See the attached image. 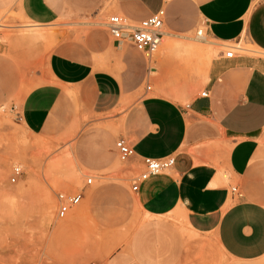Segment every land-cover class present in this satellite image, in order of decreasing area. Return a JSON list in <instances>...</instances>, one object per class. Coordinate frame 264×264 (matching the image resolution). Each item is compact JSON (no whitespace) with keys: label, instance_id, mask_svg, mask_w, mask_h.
I'll return each mask as SVG.
<instances>
[{"label":"crops","instance_id":"crops-1","mask_svg":"<svg viewBox=\"0 0 264 264\" xmlns=\"http://www.w3.org/2000/svg\"><path fill=\"white\" fill-rule=\"evenodd\" d=\"M162 6L163 0H0V12L19 11L38 28L105 12L139 22ZM202 23L218 42L239 47L245 42L264 53V0H173L166 6L168 33L188 36ZM39 35L24 37L42 39ZM110 40L121 55L95 56L93 65L91 54L105 53ZM84 41L56 48L47 73L25 89L19 110L25 131L75 134L74 160L93 173L116 167L120 138L134 147L136 158L128 164L139 173L143 157L176 156L172 170L149 178L133 193L140 210L153 218L132 248L108 264H222L224 255L229 264H264V57L227 59L220 51L206 82L187 86L178 100L139 98L130 88L129 58L146 61L144 82L156 71L150 62L127 49H135L130 44L118 46L105 30ZM103 59L105 65L98 63ZM201 87L209 97L191 98ZM190 98L185 112L176 101ZM232 186L241 198H231ZM175 214L197 236L182 235L180 223L171 219Z\"/></svg>","mask_w":264,"mask_h":264},{"label":"rangeland","instance_id":"rangeland-1","mask_svg":"<svg viewBox=\"0 0 264 264\" xmlns=\"http://www.w3.org/2000/svg\"><path fill=\"white\" fill-rule=\"evenodd\" d=\"M110 14L113 13L105 12L96 18L60 20L38 28L32 27L19 11L0 12L3 18L0 25V264H82L90 261L108 264L111 257L132 248L143 224H149V218H153L142 212L134 200L131 180L140 170L135 171L133 164H123L117 156L116 167L107 172L80 169L73 155L75 134L31 135L18 119L25 89L47 73L50 54L63 43H82L91 32L104 31L101 23ZM201 26L199 24L188 36L165 35L159 52L149 63L156 71H151L146 82V61L127 46L136 56L142 57L129 58L130 88L139 98L158 96L174 101L179 98L177 93L187 86L206 82L213 58L223 50L221 45L227 43L210 37L199 38L197 30ZM29 32L39 33L42 39L24 37ZM168 41L178 43L184 50L174 47L169 52ZM111 44L110 40L105 53L91 54L93 65L95 56L117 58L121 55ZM205 46L215 51L210 58L202 52ZM240 47L246 50L244 55L264 57V53L250 44L244 42ZM98 63L105 65L107 59ZM147 85L152 86V91H146ZM202 91L203 87L193 90L191 98ZM191 98L176 102L184 106ZM15 165H21L24 174L11 185L9 178ZM52 165L53 171L49 169ZM87 177L93 178V184L86 188L82 204L65 219H59L56 195L80 191ZM49 205L51 216L46 213ZM171 219L180 223L182 235L189 239L197 236L184 229L181 214ZM225 263L229 264L224 255L222 264Z\"/></svg>","mask_w":264,"mask_h":264},{"label":"built area","instance_id":"built-area-1","mask_svg":"<svg viewBox=\"0 0 264 264\" xmlns=\"http://www.w3.org/2000/svg\"><path fill=\"white\" fill-rule=\"evenodd\" d=\"M173 0H163L161 9L152 14L147 19L139 22H133L126 16L120 14H110L101 23L103 29L110 35L112 40L118 44H130L136 51L141 53L144 58L151 62L159 52L163 39L166 35L165 18L166 6ZM3 21L0 15V25ZM207 23H202L200 29L197 30L198 37H210ZM211 38V37H210ZM224 57L232 59L238 55H244L245 49L239 47V44H222ZM152 70V69H151ZM146 91H152V86L147 85ZM202 98H208L209 93L203 91ZM4 107V106H3ZM1 107V109L3 108ZM185 112H190L191 104L183 106ZM14 110V108H12ZM19 119V118H18ZM119 161L123 164H128L136 158V151L125 139L120 138L116 141ZM142 171L134 176L131 180V191L137 193L143 182L153 176L164 174L172 170L176 164V156L169 155L163 158L143 157L141 158ZM24 170L21 165H15L12 168V174L9 178V183L15 185L19 178L23 176ZM93 184V178L87 177L84 186L76 193H58L56 195L58 202L57 217L65 219L73 210L77 209L83 202L84 191L87 187ZM231 198H241L242 192L237 186H232L230 190ZM70 264V263H65ZM82 264H99L96 261L85 262Z\"/></svg>","mask_w":264,"mask_h":264},{"label":"bare ground","instance_id":"bare-ground-1","mask_svg":"<svg viewBox=\"0 0 264 264\" xmlns=\"http://www.w3.org/2000/svg\"><path fill=\"white\" fill-rule=\"evenodd\" d=\"M200 27V26H199ZM200 29V28H199ZM167 32V31H166ZM166 34H169L168 32L166 33ZM39 36H41V35H39ZM199 38H204V37H199ZM166 42V41H165ZM207 42V41H206ZM207 44H209V45H211L212 43L211 42H207ZM251 46V45H250ZM178 48V49H181V50H184V48L182 49V48H180V46L178 45V43H176V44H174V43H172L171 41H168L167 43H166V48H167V50L169 51V52H171L172 50H173V48ZM206 47V46H205ZM192 48V47H191ZM190 48V49H191ZM187 49H189V48H187ZM202 49V48H201ZM192 51V50H191ZM193 51H195L196 52V50L195 49H193ZM167 52V51H166ZM202 52H204V53H206L207 55H208V57L210 58L214 53H215V51H214V49L213 48H210V47H206V48H203L202 49ZM74 155V154H73ZM54 165H52V166H50L49 167V169L50 168H52ZM56 166H58V165H56L55 164V167ZM55 167H53L54 169H55ZM52 168V171L54 170ZM51 171V170H50ZM62 183V182H61ZM49 204V203H48ZM47 215H49V216H51V214H52V211H51V206L49 205V207L47 208ZM80 213V212H79Z\"/></svg>","mask_w":264,"mask_h":264}]
</instances>
